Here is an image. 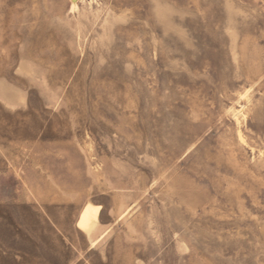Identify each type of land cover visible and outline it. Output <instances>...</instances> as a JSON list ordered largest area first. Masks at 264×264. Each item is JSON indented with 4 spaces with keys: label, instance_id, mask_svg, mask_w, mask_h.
<instances>
[{
    "label": "rangeland",
    "instance_id": "obj_1",
    "mask_svg": "<svg viewBox=\"0 0 264 264\" xmlns=\"http://www.w3.org/2000/svg\"><path fill=\"white\" fill-rule=\"evenodd\" d=\"M0 264H264V0H0Z\"/></svg>",
    "mask_w": 264,
    "mask_h": 264
},
{
    "label": "bare ground",
    "instance_id": "obj_2",
    "mask_svg": "<svg viewBox=\"0 0 264 264\" xmlns=\"http://www.w3.org/2000/svg\"><path fill=\"white\" fill-rule=\"evenodd\" d=\"M73 6H75V0H73ZM98 207L99 206L91 202H86L81 209L77 225L84 228L86 232H89L90 230L92 231L93 227L96 226L95 220H97Z\"/></svg>",
    "mask_w": 264,
    "mask_h": 264
}]
</instances>
